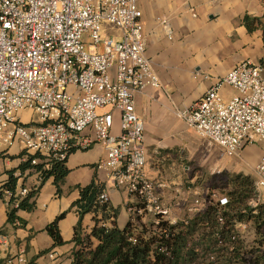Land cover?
Masks as SVG:
<instances>
[{"label":"built area","instance_id":"1","mask_svg":"<svg viewBox=\"0 0 264 264\" xmlns=\"http://www.w3.org/2000/svg\"><path fill=\"white\" fill-rule=\"evenodd\" d=\"M139 3L0 0V146L18 143L26 154L22 163L30 156L39 157L33 165L41 160L62 162L73 152L101 146L106 159L98 169L107 173L114 189L132 198L130 220L135 223L139 218L150 226L163 245L160 254L171 257L172 249L166 246L175 238L171 227L182 225L185 231L210 206L224 208L229 199L214 190L203 201L196 200L189 216L181 218L161 196L163 186L146 174L145 123L136 112L135 95L162 85L146 57ZM224 87L236 93L231 100L222 95ZM22 113H31L37 120L32 118L26 125ZM176 117L230 159L264 143V65L237 66L200 101L176 112ZM6 159L0 157V196L13 199L17 207L30 190L7 189ZM255 179L253 207L264 204L259 193L264 188V156ZM100 201L110 202V193L103 192ZM217 218L223 225L220 209ZM248 229L247 224L237 225V237L243 239ZM202 242L203 236L197 234L190 243ZM11 247V237L0 232V256ZM195 252L201 253L199 248ZM208 259L214 262L215 254ZM14 262L27 264L23 253L8 258V264Z\"/></svg>","mask_w":264,"mask_h":264},{"label":"crops","instance_id":"2","mask_svg":"<svg viewBox=\"0 0 264 264\" xmlns=\"http://www.w3.org/2000/svg\"><path fill=\"white\" fill-rule=\"evenodd\" d=\"M139 6L145 25L146 57L162 85L161 89L148 88L135 95L136 112L145 123L146 174L163 186L160 194L165 201L176 203L181 180L176 167L185 162L186 156L207 159L215 168L223 170L234 164L226 166L219 158L224 153L178 120L176 112L200 101L237 66L245 62L261 64L264 60L262 32H248L244 19L246 16L262 19L264 0H140ZM221 93L226 100L236 94L228 87ZM25 114L20 117L27 125L34 117L28 113L29 118L24 120ZM255 147L241 152L239 165L250 170L246 174L254 179L255 169L264 156V151ZM6 151L5 180L22 163V148L18 143ZM105 159L106 153L99 145L72 153L67 161L70 174L60 190L54 179L42 186L39 175L27 172L20 178L17 190L42 187L35 210L18 213L23 227L19 221L8 224L9 199L0 196V231L12 239L11 251L0 256V264H8L9 257L22 253L27 264H72V241L79 217L71 207L80 198L78 187L92 182L105 185L111 205L118 207L120 213L124 207L130 221L128 204L133 202L132 198L123 190L114 189L107 173L98 169ZM259 193L264 197V188ZM62 214L66 216L60 221L59 230L65 245L44 254L53 246L45 229ZM84 225L92 226L91 216L85 218Z\"/></svg>","mask_w":264,"mask_h":264},{"label":"trees","instance_id":"3","mask_svg":"<svg viewBox=\"0 0 264 264\" xmlns=\"http://www.w3.org/2000/svg\"><path fill=\"white\" fill-rule=\"evenodd\" d=\"M244 25L250 33L261 31L264 45V17L252 19L246 16ZM261 64L264 65V60ZM6 155L7 151L0 153V157ZM25 155L22 153L21 159ZM38 158L30 156L17 169L9 172V191L16 192L20 178L27 172L39 175L42 186L49 179H54L55 186L60 190L70 174L68 158L62 162L41 160L38 165H33L32 161ZM18 173L19 176L16 175ZM209 182L215 183L212 191L218 190L228 197L229 204L224 208L210 206L205 214L190 221L184 228L185 231L181 230L182 225L171 227L175 238L166 245L172 249L171 257L160 254L162 243L157 242L152 235V228L144 225L141 219L137 218L135 223L130 220L123 229L117 226L119 209L114 208L110 202L100 201L105 185L92 182L89 186L78 187L80 198L71 207L79 217L72 241V264H264V204L259 203L256 207L250 204L257 196L254 179L242 174L222 173L210 177ZM42 186L30 191L17 207L14 206L13 199L9 201L8 224L15 225L19 221L24 226L18 213L35 210L36 197ZM219 209L222 212L223 225L217 218ZM65 216L66 214L60 215L45 229L53 241V246L44 254L65 245L59 230V223ZM87 216L92 217L90 227L84 225ZM240 224H247L254 231L256 246L250 250L245 240L237 237L236 226ZM197 234L203 236V242L190 243ZM215 235H219L220 239ZM197 248L200 249V254L195 252ZM210 254H215L214 262H209Z\"/></svg>","mask_w":264,"mask_h":264},{"label":"rangeland","instance_id":"4","mask_svg":"<svg viewBox=\"0 0 264 264\" xmlns=\"http://www.w3.org/2000/svg\"><path fill=\"white\" fill-rule=\"evenodd\" d=\"M103 36H105L104 32H103ZM28 118H29V114L26 113L23 116V119L27 120ZM34 120H37V118L34 117ZM255 146H256L255 148L258 151H264V143L259 142ZM7 149H8L7 146L1 145L0 153L5 152ZM240 154L238 155L237 158L235 159L233 158L234 160L227 158L225 156L219 155V158H221V161L224 162L226 166L234 163L233 166L227 170H223V168H220V169L215 168L213 162L207 161V159H203V158L200 159L198 156L197 157L186 156L185 162L180 163V165L176 167V170L178 171L180 175L178 177H181L180 178L181 180H180V185L178 187L180 191L177 196V198L179 199L175 200L177 201L176 203H174L173 201L169 204V206L173 208L175 212L174 214L180 216L181 218H184V217L187 218L190 214L189 209L193 208L194 202L196 200L203 201L205 198L209 197V195L212 193V190H211L212 187L215 186V183L209 182L210 177H213L215 175H220L224 173L225 171L231 175L242 174V175L247 176L246 173L248 172L250 173V170H247L246 168L244 169L239 168ZM9 160H12V158L11 159L9 158ZM254 181L256 180L254 179ZM120 210H121V213L119 215V220L117 221V226L120 229L121 228L123 229L129 222V216H128L127 210L124 207H122ZM145 221L147 223L150 221V219H146ZM243 237L248 247V250L256 246L254 244L256 237L251 227L244 233Z\"/></svg>","mask_w":264,"mask_h":264}]
</instances>
